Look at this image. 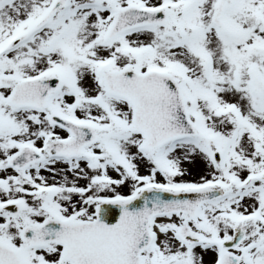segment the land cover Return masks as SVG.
Instances as JSON below:
<instances>
[{
	"label": "snow or ice",
	"instance_id": "1",
	"mask_svg": "<svg viewBox=\"0 0 264 264\" xmlns=\"http://www.w3.org/2000/svg\"><path fill=\"white\" fill-rule=\"evenodd\" d=\"M0 264H264V0H0Z\"/></svg>",
	"mask_w": 264,
	"mask_h": 264
}]
</instances>
